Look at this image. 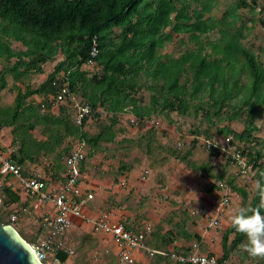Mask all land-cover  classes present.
<instances>
[{"label":"rangeland","instance_id":"rangeland-1","mask_svg":"<svg viewBox=\"0 0 264 264\" xmlns=\"http://www.w3.org/2000/svg\"><path fill=\"white\" fill-rule=\"evenodd\" d=\"M183 1L176 0V3L180 6ZM186 1L189 14H193V10H203L204 5L210 6L205 18L215 24L214 29L197 33L199 40L190 33L172 32V38L160 49L162 54L180 57L187 51L197 50L202 44L203 52L216 58L214 46L221 44L223 32H228L229 37L239 34L237 38L241 44L253 51L264 67V0L249 6H243L244 0ZM225 13L227 16L222 22ZM170 29L168 27L166 31ZM114 31L116 35L120 27H115ZM11 46L15 50L25 48L20 41H13ZM64 59L65 55L59 52L42 63L41 70L26 71L21 78L7 72V84L0 91V111L13 105L19 91L40 87ZM16 60L17 57L6 59L0 56V71L8 69ZM82 67L90 76L102 72L99 65L84 63ZM23 69L24 66L20 68ZM61 69L62 74L64 66ZM139 79L142 87L137 96L141 102L149 103L154 93L149 85H154L155 81L145 75ZM249 84V78L243 73L238 84L240 88L235 89L239 93L231 99L213 105L207 91L201 98H189L187 109L184 106L179 110L159 107L150 117L137 116L129 107L110 111L100 106L96 110L99 115L84 124L76 121L73 101H58L53 94H33L26 101L37 106L39 115L44 112L61 115L69 123L79 125L89 137L102 131L115 133L114 139L111 135H103L97 146L88 144L81 185L82 190L94 192L91 203L96 208L87 212L113 211L120 221L133 228L149 225L148 243L154 249L168 253L141 252L133 264H179L169 253L194 251L226 257V264H264V256L249 254L246 247L248 237L238 231L233 222L241 208L250 209L258 188L264 184V105L256 104L254 125L250 124V105L243 102ZM191 85L192 82L188 88ZM75 96L76 101L84 102L80 95ZM14 128H0V144L5 151L11 150L12 153H16L18 146V143L13 144L14 131L18 130ZM33 133L38 139L47 138L42 134V125H38ZM228 138L232 146L244 148L245 169L222 151L215 149L217 153L210 156L211 149L205 139L223 143ZM77 139L69 136L61 146L69 151L73 145L75 148L82 143H76ZM63 154L62 157L67 153ZM54 155L43 152L35 158L37 160H28L24 164L25 173L40 171L46 177L60 181L67 166L64 170L62 157L54 165L57 162ZM5 185L17 192L21 199H10ZM223 196L228 203L218 224L210 226L214 202ZM37 200L35 196L27 195L18 179H8L0 183V218L13 225L30 244L38 246L48 240L54 251L58 238L42 228L45 211H51L53 207ZM241 234L242 239L238 240ZM62 240L68 259L54 261V264H118L123 247L112 234L96 231L83 221L73 224Z\"/></svg>","mask_w":264,"mask_h":264},{"label":"trees","instance_id":"trees-1","mask_svg":"<svg viewBox=\"0 0 264 264\" xmlns=\"http://www.w3.org/2000/svg\"><path fill=\"white\" fill-rule=\"evenodd\" d=\"M248 1L244 0L243 6L258 2ZM187 3L185 0L178 6L176 0H0V56L6 59L17 57L12 66L1 69L0 91L7 84V72L21 78L26 71L41 70V64L59 52L65 55L64 61L40 87L19 91L13 105L0 111V128L15 126L14 129H18L14 131L13 144L18 143V146L16 153L12 154L13 159L24 168L28 160H37L35 158L43 152L54 153L57 159L55 165L60 162L63 153L70 155L74 149V145L69 151L61 146L65 138L78 137L76 143L86 144L85 156L80 162V171L84 174L83 162L88 156V144L97 146L103 135L116 137L112 130L89 137L79 125L69 123L61 115L51 112L39 115L37 106L27 103L26 99L33 94H53L56 97L57 83L65 80L72 91L83 98V103L92 108L82 123H78L84 124L99 115L96 110L100 106L110 111L129 107L137 116L150 117L159 107L179 110L184 106L187 109L189 98H201L207 91L211 103L216 105L239 93L235 89L240 88L238 84L245 73L250 84L246 86L247 94L243 102L250 105V124L254 125L256 104L264 105V67L256 54L241 44L237 38L239 34L229 37L228 32H223L221 44L214 46V53L218 55L216 58H212L211 53H204L202 44L197 50L187 51L180 57L160 52L165 42L172 38V32L190 33L199 40L197 33L214 29L215 24L205 18L210 6L204 5L203 10H193V14H189ZM226 16L225 13L222 22ZM115 27H120L116 35ZM168 27H171L170 31H166ZM13 41H20L25 48L15 50L11 46ZM94 47L97 48L96 56L91 55ZM90 58H93L94 65L102 68V72L88 74L82 66ZM23 66L24 69L20 70ZM62 66L65 71L61 74ZM141 75L155 81L154 85H149L154 92L149 103L141 102L137 96L142 87ZM191 82V88H188ZM38 125H42V134L47 138L38 139L34 135L33 130ZM216 153L215 149L210 150V156ZM66 156L62 157L64 170ZM32 174L24 171L25 176ZM52 180L53 177L48 178L47 184ZM64 180L62 174L60 181ZM5 189L10 199H21L10 187ZM259 190L260 187L249 212L260 204ZM239 239H242V234ZM226 241L227 235L223 239L224 251ZM55 257L65 262L68 253L60 249ZM219 259L226 261V257Z\"/></svg>","mask_w":264,"mask_h":264},{"label":"built area","instance_id":"built-area-1","mask_svg":"<svg viewBox=\"0 0 264 264\" xmlns=\"http://www.w3.org/2000/svg\"><path fill=\"white\" fill-rule=\"evenodd\" d=\"M91 55H97L96 47L92 49ZM85 63L93 65V58ZM57 85V100L61 102L73 101L76 108V121L82 123L84 117L92 112V108L88 104L76 101L75 93L67 80L57 83ZM205 144L209 149L227 153L232 161L243 169L246 168L247 158L244 151L240 147L232 146L229 138L224 139L223 143H214L211 139H205ZM12 154L11 150L5 151V148L0 144V183L14 177L19 180L27 195L35 196L42 205L49 203L53 207V210L45 211L42 228L54 238H58L55 243L57 248L52 251L48 240L38 246L32 244L37 257L43 264H54V261H58L55 254L64 248L62 237L73 226L75 218L90 224L96 231L112 234L113 238L123 245L119 252L118 264H133L137 251L168 254L149 245L148 235L151 231L149 225L137 230L128 229L113 211H97L92 214L86 212V208L93 201L94 192L82 190L80 162L85 156L84 142L77 145L65 158L67 166L65 180L60 185H54L52 182L47 184L48 178L40 171L31 176H25L24 168L13 159ZM214 203V210L210 215V226L218 224L220 214L227 205L228 199L226 196L218 197ZM52 241L50 240V242ZM169 254L181 264H226L220 261L218 255L208 252H171Z\"/></svg>","mask_w":264,"mask_h":264},{"label":"clouds","instance_id":"clouds-1","mask_svg":"<svg viewBox=\"0 0 264 264\" xmlns=\"http://www.w3.org/2000/svg\"><path fill=\"white\" fill-rule=\"evenodd\" d=\"M259 195L261 201L257 207L250 212L247 208H241L233 217L236 229L247 235L246 247L253 256H264V185L260 186Z\"/></svg>","mask_w":264,"mask_h":264},{"label":"water","instance_id":"water-1","mask_svg":"<svg viewBox=\"0 0 264 264\" xmlns=\"http://www.w3.org/2000/svg\"><path fill=\"white\" fill-rule=\"evenodd\" d=\"M0 264H43L32 245L9 224L0 221Z\"/></svg>","mask_w":264,"mask_h":264},{"label":"crops","instance_id":"crops-1","mask_svg":"<svg viewBox=\"0 0 264 264\" xmlns=\"http://www.w3.org/2000/svg\"><path fill=\"white\" fill-rule=\"evenodd\" d=\"M12 180L13 179H16V178H11ZM17 181V180H16ZM50 182H52V184H54V185H60V183H61V181H56V180H52V181H50ZM88 207H89V209H88ZM88 207L86 208V212H87V210H90V211H94V208H96V206L95 205H93L92 203H90L89 205H88ZM210 208H212V206H210ZM88 212V213H93V212ZM77 222H81V220L80 219H78V218H75V222H74V224L75 223H77ZM138 228V227H137ZM139 229V228H138ZM150 245V244H149ZM151 246V245H150ZM152 247V246H151ZM141 252H143V251H137V253H136V257L137 256H139L140 255V253ZM217 255V254H216Z\"/></svg>","mask_w":264,"mask_h":264},{"label":"bare ground","instance_id":"bare-ground-1","mask_svg":"<svg viewBox=\"0 0 264 264\" xmlns=\"http://www.w3.org/2000/svg\"><path fill=\"white\" fill-rule=\"evenodd\" d=\"M32 245V244H31Z\"/></svg>","mask_w":264,"mask_h":264}]
</instances>
